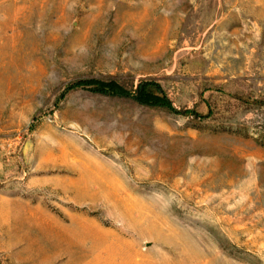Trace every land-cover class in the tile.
<instances>
[{
  "label": "rangeland",
  "instance_id": "rangeland-1",
  "mask_svg": "<svg viewBox=\"0 0 264 264\" xmlns=\"http://www.w3.org/2000/svg\"><path fill=\"white\" fill-rule=\"evenodd\" d=\"M0 264H264V0H0Z\"/></svg>",
  "mask_w": 264,
  "mask_h": 264
},
{
  "label": "trees",
  "instance_id": "trees-1",
  "mask_svg": "<svg viewBox=\"0 0 264 264\" xmlns=\"http://www.w3.org/2000/svg\"><path fill=\"white\" fill-rule=\"evenodd\" d=\"M78 85H94L95 90L100 92L115 93L123 96H133L137 101L142 104L152 105V106H163L173 109L170 100L167 97L156 96L146 90V84H141L135 95H132L130 91L122 87L114 81H101L96 79H89L84 81H79Z\"/></svg>",
  "mask_w": 264,
  "mask_h": 264
}]
</instances>
